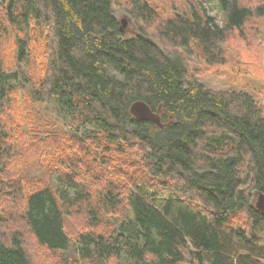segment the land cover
Returning <instances> with one entry per match:
<instances>
[{
  "label": "trees",
  "instance_id": "obj_1",
  "mask_svg": "<svg viewBox=\"0 0 264 264\" xmlns=\"http://www.w3.org/2000/svg\"><path fill=\"white\" fill-rule=\"evenodd\" d=\"M216 2L0 0V264H264V104L189 64L247 72L223 44L264 0Z\"/></svg>",
  "mask_w": 264,
  "mask_h": 264
},
{
  "label": "rangeland",
  "instance_id": "obj_2",
  "mask_svg": "<svg viewBox=\"0 0 264 264\" xmlns=\"http://www.w3.org/2000/svg\"><path fill=\"white\" fill-rule=\"evenodd\" d=\"M243 5L251 8L260 4V0H240ZM119 2V0H118ZM154 4L160 7V12L163 16L169 12L187 10L195 5H200L209 15L214 18V21L219 25L225 24V11L222 10L216 0H153ZM118 18L123 24L124 34L132 35L136 32L135 24L122 7L117 9ZM13 35L4 38L1 44V53L5 62L16 65L14 57ZM223 48L227 49L231 57H238L246 63L247 72L238 70L234 65L228 64L222 66H206L205 63L198 58L189 59L190 67L198 69V74H195L197 79L215 90L226 88H234L237 90H247L254 98L264 104V16L254 17L244 23L241 29H234L228 35L227 40L223 44ZM39 110L43 107L38 106ZM48 115L51 118L55 117L53 106L48 108ZM115 165L121 166V159L116 157ZM117 179V178H116ZM118 185V183H117ZM258 192H253V204L256 205ZM73 255V253H71ZM41 257V255H37ZM42 258V257H41Z\"/></svg>",
  "mask_w": 264,
  "mask_h": 264
},
{
  "label": "water",
  "instance_id": "obj_3",
  "mask_svg": "<svg viewBox=\"0 0 264 264\" xmlns=\"http://www.w3.org/2000/svg\"><path fill=\"white\" fill-rule=\"evenodd\" d=\"M121 22L124 24L125 20L122 19ZM120 29L122 31L124 30L123 25L120 26ZM129 112L138 120H147L156 125L163 126L160 106L153 110L145 101L136 100L129 106ZM255 206L260 212H264V193L258 192V199Z\"/></svg>",
  "mask_w": 264,
  "mask_h": 264
}]
</instances>
